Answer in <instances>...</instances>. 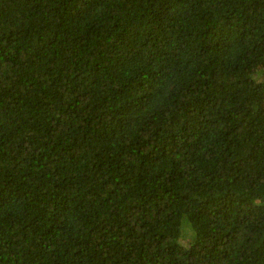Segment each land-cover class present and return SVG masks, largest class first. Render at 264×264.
<instances>
[{"label":"trees","instance_id":"1","mask_svg":"<svg viewBox=\"0 0 264 264\" xmlns=\"http://www.w3.org/2000/svg\"><path fill=\"white\" fill-rule=\"evenodd\" d=\"M0 264H264V0H0Z\"/></svg>","mask_w":264,"mask_h":264}]
</instances>
